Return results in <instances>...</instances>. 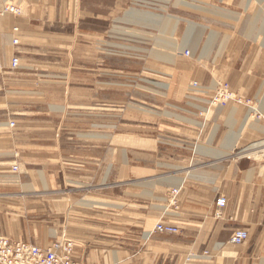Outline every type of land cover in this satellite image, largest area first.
<instances>
[{"label": "crops", "instance_id": "obj_1", "mask_svg": "<svg viewBox=\"0 0 264 264\" xmlns=\"http://www.w3.org/2000/svg\"><path fill=\"white\" fill-rule=\"evenodd\" d=\"M8 1L0 0V12ZM116 1L93 0L106 9L96 16L106 24L90 30L78 19L85 0H13L23 14L0 17V234L19 239L21 208L29 215L41 197L59 227L33 236V244L72 239L78 264H264V124L244 106H210L218 81L264 103V40L234 35L244 32L231 26L243 16L236 0H145L168 2L173 11L165 16L133 14L132 2L142 0H122L129 2L122 8ZM118 10L137 17L134 31L156 32L152 46L180 51L174 62L159 57L171 63L169 110L147 112L154 120L144 117L140 126L125 124L130 134L111 136L101 153L100 53L109 62ZM245 42L250 51L232 61ZM85 44L92 53L86 58ZM15 55L20 68L11 71ZM70 81L88 87L72 90ZM77 95L91 97L89 104L71 103ZM136 126L146 135L134 136ZM159 221L180 234L147 238ZM237 230L249 233L240 246L229 242ZM205 251L200 263L188 260Z\"/></svg>", "mask_w": 264, "mask_h": 264}, {"label": "rangeland", "instance_id": "obj_2", "mask_svg": "<svg viewBox=\"0 0 264 264\" xmlns=\"http://www.w3.org/2000/svg\"><path fill=\"white\" fill-rule=\"evenodd\" d=\"M142 1L135 3L132 2L131 7L136 8L133 10V14L139 15L140 11L144 10V12L152 11L162 13L160 15L165 16L169 9L173 11V9H171L172 7L167 8L168 2L159 3L145 0ZM237 1L238 3H242V10L240 11L243 12V16L239 22H236L235 25L231 26L244 28V32L242 34L235 33L234 35H237L240 38L243 37V40H247V38L259 41L264 40V0H236V2ZM126 3L127 2L122 0L116 1L117 7L119 8L125 7L129 2L127 4ZM170 3L173 5L174 2ZM180 3L182 4V1H180L179 4ZM141 5L143 6L141 7ZM175 10L180 9L176 8ZM102 13H106V9H97L93 0H85V7L83 8L81 15L78 16V19L80 20L79 24H81L85 29L89 30L94 26L99 28L106 24V20L102 19V17H100V19L96 18L97 14L102 15ZM147 15L149 17L151 16L149 13ZM136 18L137 17H132L131 20H129L128 17L121 16L118 10L116 18V33L114 35L115 50L110 51L111 57L109 58V62L107 60V55L100 53V57L104 56L106 58L100 62L101 75L99 83L101 153L104 152L108 142L111 141V136H122L125 134V131L130 134L131 129H125V124L132 123L140 126L139 121L143 120L144 117L154 120V116L150 113L147 114V112L157 113L163 110H169L165 109V104L168 100L167 97H165V94L167 92L168 86L171 84L170 78L167 76V74L170 75L172 70L170 65L171 63H162V60L164 59L166 61L174 62L177 53L180 50H174L172 48L170 50L166 48L160 49L152 46V44H154L152 39L156 35V32L152 30H143L142 32L139 30L134 31L137 30L134 27V21ZM166 20L167 18H165V21ZM228 25L230 26V24ZM84 35L85 38H82L83 41L90 42V33H85ZM140 36H143V38L148 41L147 44L150 45H146L143 43V41H140ZM248 46L249 45L245 42L242 46L243 48L238 50L241 54L239 52L234 53L231 60L235 62L241 58L242 54H247L250 51ZM256 51L257 50H254V52ZM80 53L81 47L76 49L73 48L71 50L73 57L76 54L77 56L80 55ZM84 55L85 58L86 56L92 55L91 47L88 48V44H85ZM160 56L163 59L159 58ZM227 60L228 58L225 56L223 61ZM109 71H114V75H110L109 77L107 74ZM219 83L228 82L218 81L216 82V85L218 86ZM68 84L69 89L72 90H79V88L81 89L88 87L87 82L82 85V81H70ZM76 94L79 95V91ZM78 95L76 97L70 98L71 103L75 102L74 104H77L79 107L87 106L91 100V97L88 98L86 96ZM235 95L237 94L235 93ZM243 98L254 102V104L258 106L257 110L260 111L264 116V103L258 102L248 96H243ZM244 107L248 110V115L252 114L246 106ZM81 110L83 111L84 109ZM250 119L254 121L257 120L254 116H251ZM259 122L264 124L262 120ZM109 123L111 124L110 129L106 127L109 125ZM137 126L132 130L134 131L133 135H146L141 133V131L146 132L147 129L141 130ZM43 202V198H37L36 209L33 211L30 210L29 215L27 208H21V225L19 230L20 236L18 237L19 239L13 238L11 240L16 242L23 241L37 243L33 240V236L37 237L39 234L44 236L45 234L46 237H49V235H51L50 230L58 229V221H56V223H50L51 216L46 210L43 209ZM53 220L56 219H52V221ZM56 240L50 241L44 245L48 246Z\"/></svg>", "mask_w": 264, "mask_h": 264}, {"label": "built area", "instance_id": "obj_3", "mask_svg": "<svg viewBox=\"0 0 264 264\" xmlns=\"http://www.w3.org/2000/svg\"><path fill=\"white\" fill-rule=\"evenodd\" d=\"M11 14L15 17H19L23 14V9L17 2L9 0L6 2L4 9L0 12V17H4ZM11 44L14 47L20 45L19 28L15 27L11 35ZM186 56H190V52L185 53ZM20 68V58L14 56L10 60L9 69L11 71H17ZM5 71V67L0 63V72ZM193 89H199L198 82H194L191 85ZM229 103H235L238 105L246 106L258 120L264 122V116L258 111V106L251 100L245 99L235 95L228 83H219L213 98L210 101L211 107H224ZM10 127H15V123L11 122ZM14 173L18 172V166H13ZM175 195H178L179 191H174ZM227 200L225 198H219L217 200V207L223 209L226 207ZM154 231L164 235H179L180 229L174 225L157 223ZM249 238V234L243 230H237L231 237V243L235 245H242ZM75 252V243L67 241H56L50 246L37 245L30 242H16L0 234V264H76L73 259ZM198 258H205L209 256V252L205 251L201 254H195Z\"/></svg>", "mask_w": 264, "mask_h": 264}, {"label": "bare ground", "instance_id": "obj_4", "mask_svg": "<svg viewBox=\"0 0 264 264\" xmlns=\"http://www.w3.org/2000/svg\"><path fill=\"white\" fill-rule=\"evenodd\" d=\"M10 123V122H9ZM176 191V190H175ZM173 194L175 195V193L173 192ZM179 194V193H178ZM175 196H177V195H175ZM223 198V197H222ZM226 199V198H225ZM227 200V199H226ZM227 205V204H226ZM219 208V207H218ZM159 222H161V223H164V224H168V223H166V222H164V221H159ZM159 222H157V223H159ZM157 223H156V225H157ZM155 225V226H156ZM170 225V224H169ZM155 226H154V228H153V230H151L149 233H147L146 235V237L147 238H150L153 234H159V233H156L155 231H154V229H155ZM243 231H246V230H243ZM247 232V231H246ZM249 234V233H248ZM2 235V234H1ZM164 235V234H163ZM4 236V235H3ZM6 237V236H5ZM8 238V237H7ZM10 239V238H9ZM249 239V238H248ZM67 240H70V241H72V242H74L75 243V250H76V242L75 241H73L72 239H69V238H66V237H64V238H61V239H58V240H56V241H67ZM231 240V239H230ZM56 241H54V242H56ZM248 241V240H247ZM246 241V242H247ZM54 242H52V243H54ZM230 243H231V241H229ZM52 243L50 244V245H52ZM245 243V242H244ZM232 245H235V244H233V243H231ZM50 245H48V246H50ZM243 245V244H242ZM235 246H240V245H235ZM209 257V256H208ZM208 257H205V258H198V257H196V256H190V258L188 259L189 261H192V260H196L197 262H199V261H202V260H204V259H206V258H208ZM75 261V260H74ZM76 262V261H75ZM200 263V262H199ZM76 264H78L77 262H76Z\"/></svg>", "mask_w": 264, "mask_h": 264}]
</instances>
